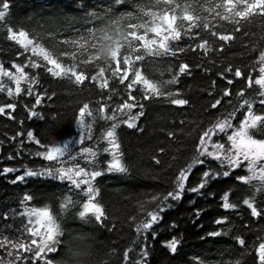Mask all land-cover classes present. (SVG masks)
Returning a JSON list of instances; mask_svg holds the SVG:
<instances>
[{"label":"trees","instance_id":"1","mask_svg":"<svg viewBox=\"0 0 264 264\" xmlns=\"http://www.w3.org/2000/svg\"><path fill=\"white\" fill-rule=\"evenodd\" d=\"M148 2L149 0H125L124 4L116 6V14L134 12L137 3ZM188 2L197 3L198 0ZM200 2L206 5L208 0ZM4 3H9L10 9L7 25L0 28V64L13 73V63L27 65L25 71L30 76H35L39 83L31 85L33 92L29 95L26 91L29 83L22 81V91L16 95L14 81L8 77H0V84L4 86V90L0 91V107H5L8 103L16 105L14 110L5 107V113L0 114V239L7 237L30 244L32 237L27 229L34 227L35 217L26 215V210L47 208L65 230L84 229L94 235L98 264H126L124 252L129 249L132 251L129 252L127 264H136L145 247L149 252L146 264H259L257 249L260 243H264V215L253 217L243 200L254 196L257 207L264 209V192L257 193L255 188L239 181L233 182L225 178L214 182L200 196L186 191L179 202H173L174 207L161 214L159 223L149 230L147 241L143 239V234L136 232V223L145 216L140 210V202L149 199L150 194L168 187V164L175 163L172 158L186 156L187 147L194 142L198 143L196 135L201 125H207L209 113L218 114L217 109L211 107L215 100L223 97V92L227 89L232 95L224 97L223 104L228 99H235V93L247 87L246 78H236L234 69L239 67L246 74L259 75V67L253 71V65L257 64L260 51H264V20L256 16L241 31L236 32L233 24L210 18L217 36L206 34L211 44V50L207 54L202 50L193 53L186 49L183 53L178 52L176 57H169L170 66L177 73L180 63L190 65V74L180 75V81L176 85H166L174 93L179 90V97L173 98L187 99L188 104L177 106L168 100L156 99L144 101L145 115L137 121L138 127L129 129L121 124L117 129L119 152L122 153L120 159L127 172L116 173L107 172L112 156L110 152L103 151L108 144L102 140V133L110 127L111 121L98 119L93 125V140L81 145L75 143L79 139L76 117L83 103H90L93 110L102 105L114 107V101L121 100V93L126 96L124 87L118 81H110L116 89L113 92L109 89L101 90L99 82L89 80L81 86L66 78L53 77L47 71V67L51 65L43 61L42 57L34 55L31 46L25 51L14 41H9L6 31L7 26H12L17 31L21 28L28 31L29 38L43 44L54 58L69 63L70 58L65 57L63 52L72 49L63 41L78 38L79 33L94 27L86 17V12L103 15L113 5V0H0V8ZM220 34L233 35L234 39L220 41ZM32 62H38L42 66L34 69L30 66ZM168 66L146 62L143 70L154 80L166 81L172 78L167 71ZM228 67H232L233 72H228ZM161 72L164 73L163 76ZM228 79L233 80L232 85H228ZM8 87L13 89L11 96L8 95ZM38 94L42 100L39 105H35ZM108 95H112L113 100H108ZM49 96L52 98L48 99ZM30 109L40 113L43 118L31 116ZM137 111L138 108L133 109V114ZM108 114L111 115V112ZM29 131L33 132L35 139L27 136ZM35 140H40L49 147H61L66 141H73L70 147L75 151L82 147L93 150L98 148L92 165H87L83 159L78 162L88 170L95 168L103 171L94 184L99 190L97 201L104 207L107 219L97 223L92 218L90 224L81 223L78 213L83 210L82 203L87 198L67 180L25 177L23 181L13 183L17 176L24 175L27 170L60 166L55 160L49 161L36 155L38 151L44 152L45 149L36 144ZM97 140L100 141L99 145ZM160 148H164L165 152L161 153ZM154 157L161 159L162 163L155 164ZM179 162L183 163V159ZM6 168L13 171L5 173ZM201 168L204 166L193 169L189 186L198 183V169ZM235 171L248 174L246 167ZM229 188L230 202L236 203L238 207L226 211L220 207L222 193L219 190ZM208 191H216L217 194L211 197L207 195ZM25 195H31L33 199L24 201ZM68 196L75 201V206L70 205L66 211L61 208V204ZM197 209L201 210L199 218L194 215ZM133 216L137 217L136 221L132 220ZM223 216L228 219L223 225H217L215 221ZM173 224L175 227H172ZM153 231L156 233L155 237L152 235ZM212 231H220L222 235L208 236ZM173 237L180 240L175 253L166 246ZM81 238L86 239L87 234ZM238 238L245 240L243 246L238 243ZM0 257L5 261L14 259L8 257L3 248H0ZM18 264H30V261H20Z\"/></svg>","mask_w":264,"mask_h":264},{"label":"snow or ice","instance_id":"2","mask_svg":"<svg viewBox=\"0 0 264 264\" xmlns=\"http://www.w3.org/2000/svg\"><path fill=\"white\" fill-rule=\"evenodd\" d=\"M124 3L125 0H113V5L106 9L103 15L97 12H86L89 22L95 26L79 33L78 38L63 41L72 49L63 52L65 57L70 58L69 63L54 58L43 44L29 38L28 31L22 28L17 31L12 26H7L6 29L9 41H14L25 51L31 46V52L34 55L42 57L43 61L51 65L47 67V71L53 77L66 78L75 85L81 86L89 80L99 82L101 90L109 89L113 92L116 89L112 87L110 81H118L119 85L124 87L126 96L121 93V100L114 101V107L102 105L97 110H93L90 103H83L76 117L79 139L75 143L81 145L85 141L93 140V125L98 119L111 121L110 127L102 133V140L108 144L103 151L110 152L112 156L108 162L107 172L116 173L127 172L126 166L120 159L122 153L119 152L117 129L121 124H125L129 129L138 127L137 121L145 115L144 101L156 99L168 100L169 103L177 106L188 104L187 99L173 98L179 97V90L174 93L166 85L178 84L180 75L190 74V65L186 62L180 63L177 73L170 66L169 57H176L178 52L183 53L186 49H190L193 53L202 50L207 54L211 50V44L206 34L211 37L217 36L210 18L217 22L227 21L233 24L236 32L241 31V28L256 16L264 20V0H208L206 5L200 0L197 3H190L188 0H154V2L149 0L148 3H137L134 12L117 15L116 6ZM9 9V3H4L0 8V28L7 25ZM218 38L224 42L234 39L230 34H220ZM146 62L169 65L167 71L171 73L172 78L166 81L150 78L143 70ZM30 66L38 69L42 65L32 62ZM257 66L259 67L258 76L246 74L239 67L234 69L236 78H246L247 87L237 91L235 99H228L222 104L224 97L232 95L229 90H224L223 97L216 99L211 105L213 109H217L218 114L210 112L207 125L200 126L195 138L198 143L194 142L187 147L186 156H174L172 159L175 163L168 164L170 169L168 187L150 194L149 199L140 202V210L145 213V216L136 223V232L143 234L145 241L149 238V230H152L153 225L161 220V214L174 207L173 202H179L186 191L198 196L204 195L205 190L209 189L214 182L229 178L233 182L239 181L241 184L255 188L257 193L264 192V51H260L258 62L253 65V71ZM12 67L15 73L0 64V77H8L9 80L14 81L16 95L22 91L21 82L27 81L29 87L26 91L31 95L33 92L31 85L38 84V79L25 71L27 65L13 63ZM227 71L233 72V68L228 67ZM163 74L161 72L162 76ZM221 75L223 77V73ZM227 83L232 85L233 80L228 79ZM3 90L4 86L0 84V91ZM7 92L9 96L13 95L11 87L7 88ZM51 98V96L48 97V99ZM41 100L42 97L38 94L35 105H39ZM108 100H113V96L108 95ZM218 105H220L219 109ZM5 107L14 110L16 105L8 103ZM5 107H0V114L5 113ZM137 108L139 111L133 114V109ZM29 111L31 116L43 118L40 113L31 109ZM108 112H111V115ZM27 136L35 139L31 131L27 132ZM35 142L45 149L44 152L38 151L37 156H42L49 161L55 160L60 166H44L40 170H27L24 175L17 176L13 183L23 181L25 177L67 180L75 189H80L87 198L82 203L83 210L78 213L81 223L90 224L92 218L97 223L107 219L104 207L97 201L99 190L94 184L103 171L95 168L88 170L80 166L78 162L79 159H83L87 165H92L98 148L93 150L90 147H82L79 151H75L73 147H70L73 141H66L61 147H49L42 144L40 140ZM99 143L100 141L97 140V145ZM160 152H165V149L160 148ZM65 157L66 159H59ZM181 159L183 163L179 162ZM154 160L157 165L162 163L159 158L154 157ZM69 164L71 166H67ZM201 165L204 168L198 169L200 172L198 183L195 186H189L193 169ZM242 167H246L247 175L235 171ZM4 171L7 173L13 169L6 168ZM82 185L85 187L82 188ZM219 191L222 193L220 207L226 211L238 207L236 203L230 202V188ZM216 194V191L207 192V195L211 197ZM32 199L31 195L24 196V201ZM243 204L250 209L253 217L264 215V209L257 207L254 196L244 199ZM70 205L74 207L75 201L68 196L61 204V208L67 211ZM25 214L35 217V224L38 225V227L27 229L32 237L30 244L23 240H10L7 237L0 239V248L5 249L8 257H14L7 261L0 257V264H18L20 261H30V264H38L40 261L43 264H55L64 251L67 232L88 233L84 229L65 230L47 208H31L26 210ZM194 215L199 218L201 210L197 209ZM227 219V216H223L215 223L223 225ZM132 220L136 221L137 217L133 216ZM172 227L175 225L173 224ZM152 235L155 237V231ZM220 235H222L220 231L208 233L211 237ZM179 243L180 240L173 237L166 246L175 253ZM238 243L243 246L245 240L238 238ZM16 250H22V252ZM131 251L132 249H129L124 252L126 264ZM23 253L30 255L25 256ZM148 255L149 252L145 247L141 250V259L137 260L136 264H146ZM257 255L259 264H264V243L259 244Z\"/></svg>","mask_w":264,"mask_h":264},{"label":"clouds","instance_id":"3","mask_svg":"<svg viewBox=\"0 0 264 264\" xmlns=\"http://www.w3.org/2000/svg\"><path fill=\"white\" fill-rule=\"evenodd\" d=\"M87 234L86 239L81 237ZM95 237L92 233H66L64 251L55 264H98Z\"/></svg>","mask_w":264,"mask_h":264},{"label":"rangeland","instance_id":"4","mask_svg":"<svg viewBox=\"0 0 264 264\" xmlns=\"http://www.w3.org/2000/svg\"><path fill=\"white\" fill-rule=\"evenodd\" d=\"M37 227H38V225H37Z\"/></svg>","mask_w":264,"mask_h":264}]
</instances>
